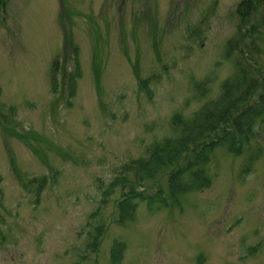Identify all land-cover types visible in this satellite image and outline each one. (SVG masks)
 <instances>
[{
  "label": "rangeland",
  "instance_id": "rangeland-1",
  "mask_svg": "<svg viewBox=\"0 0 264 264\" xmlns=\"http://www.w3.org/2000/svg\"><path fill=\"white\" fill-rule=\"evenodd\" d=\"M244 71L255 86L223 98ZM260 93L264 0H5L0 264H264V113L244 115ZM228 127L240 147L210 148L175 198L172 165L138 166ZM129 191L165 203L122 216Z\"/></svg>",
  "mask_w": 264,
  "mask_h": 264
},
{
  "label": "trees",
  "instance_id": "trees-1",
  "mask_svg": "<svg viewBox=\"0 0 264 264\" xmlns=\"http://www.w3.org/2000/svg\"><path fill=\"white\" fill-rule=\"evenodd\" d=\"M5 0H0V10L3 8V3ZM253 3L259 2V0H252ZM241 6L237 8V12L239 14V17L242 22H244V16L245 14H241L240 10ZM246 10V9H245ZM237 61H240L239 59ZM244 75H242V78H238L236 80L229 79L228 81L224 82L223 84V98L226 96H232L234 92H239V95H237L236 100L240 98L244 99L245 95H247V91L249 88H253L255 85L253 79L254 76L249 74L248 72H243ZM239 80V81H237ZM240 90V91H239ZM222 98V99H223ZM230 104L228 105L227 112H229ZM218 112L217 114H211L208 115L209 117L219 116ZM261 113H264V93H260L256 97V102H254L252 105H249L246 108V113L244 115L253 114V115H259ZM207 117V116H206ZM235 122H237L235 120ZM208 127V126H205ZM234 127V126H233ZM200 131V134L203 133L202 127L197 128ZM194 129H190L187 131V133L181 138L176 139V143H172L171 140L165 141L161 145H156L153 150L150 152L148 158L142 161H138L139 168H142L143 170L149 171V170H156L157 168H160L164 165H172V168L170 169V172H168V187L170 190L171 195L175 198V190L176 185L179 183V180L186 176L187 174L192 175L195 177V179H200V177L204 178L203 173V163L207 161V152L210 148H212L215 145H224L225 143H228L229 146H231L234 150H237L240 147V144L238 141L234 142L235 133L230 130L228 127L227 129H223L221 132V135L219 137L215 138L217 136L216 132L214 135H208L204 136L203 140L206 138H210L208 142H203L201 146H197V148H194L189 156H185V148L183 145L191 144L190 142H193L194 139L191 137L190 132H194ZM226 131V132H225ZM242 133L240 129L237 130V133ZM246 136V134H245ZM181 141H184L181 143ZM204 149V151H203ZM180 154V157H179ZM178 158H183L182 164H178L177 160ZM198 184L201 185L203 181L205 180H197ZM136 203V202H145L147 206H150L152 204H160L165 203L164 197H160V194H153V195H145L141 192H127L125 196L122 198V200L119 201V210L120 214L122 216L125 215L126 206L130 203ZM133 205V204H132ZM114 252V251H113Z\"/></svg>",
  "mask_w": 264,
  "mask_h": 264
}]
</instances>
